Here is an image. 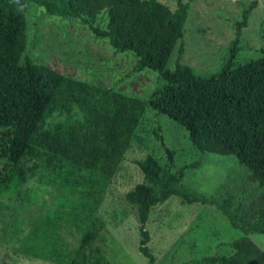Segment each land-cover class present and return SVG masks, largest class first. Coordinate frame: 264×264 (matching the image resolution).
Masks as SVG:
<instances>
[{
	"label": "trees",
	"instance_id": "trees-1",
	"mask_svg": "<svg viewBox=\"0 0 264 264\" xmlns=\"http://www.w3.org/2000/svg\"><path fill=\"white\" fill-rule=\"evenodd\" d=\"M253 5V3H252ZM79 18L92 25L106 11L105 28L92 26L116 53L133 55V71L160 74L149 101L70 74L87 64L86 53H65L52 44L56 34L33 27L30 9ZM187 3L171 10L158 0H0V135L3 157L10 162L4 177L18 191L27 187L36 170L54 176L63 188L83 187L102 194L111 182L146 109L165 115L186 128L192 145L202 154L234 156L264 190V49L258 58L238 61L242 29L250 9L242 11L235 34L216 73L201 74L181 62ZM178 44V58L169 67ZM37 53L35 61L30 53ZM164 145L162 137L154 131ZM170 164L172 151L165 146ZM31 163V165H30ZM143 179L126 200L137 209L139 251L154 263L145 228L150 211L178 195L189 203L214 205L233 228L264 234V193L245 203L234 194L206 197L188 193L181 182L200 160L177 172L151 154L137 161ZM95 222L84 228L66 264H104ZM232 252L207 257L212 264H264V251L243 236L230 243Z\"/></svg>",
	"mask_w": 264,
	"mask_h": 264
},
{
	"label": "rangeland",
	"instance_id": "rangeland-1",
	"mask_svg": "<svg viewBox=\"0 0 264 264\" xmlns=\"http://www.w3.org/2000/svg\"><path fill=\"white\" fill-rule=\"evenodd\" d=\"M171 10L179 1L189 6L184 23V53L181 62L198 73H216L235 34V23L242 11L250 9L242 29L237 60L258 58L264 49V0H158ZM253 3V5H252ZM33 27L52 30V44L65 53H86L87 64H77L70 74L116 91L150 100L160 74L150 69L133 71V55L116 53L107 39L98 38L92 26L105 28L106 11L92 24L79 18L47 14L42 7L30 9ZM37 61V53L31 52ZM178 58L175 45L168 66ZM38 62V61H37ZM162 137L164 145L154 131ZM0 145H3L0 135ZM174 157L172 164L165 151ZM151 154L177 172L183 165L200 160L198 169L190 170L181 182L188 193L206 197L234 194L245 203L259 198L264 190L250 180V172L234 156L202 154L189 139L186 128L165 115L147 108L133 135L132 146L125 153L111 182L102 194L83 187L66 188L53 182L54 176L36 170L27 187L18 191L7 186L4 177L10 162L0 146V264H66L84 228L95 222L99 234L93 246L100 248L104 264H147L139 251L140 223L137 209L126 193L143 179L137 161ZM31 165V163H30ZM147 243L153 264H212L207 257L230 254V243L246 236L264 251V234L244 233L233 228L214 205L189 203L181 196H171L153 207L145 224Z\"/></svg>",
	"mask_w": 264,
	"mask_h": 264
}]
</instances>
